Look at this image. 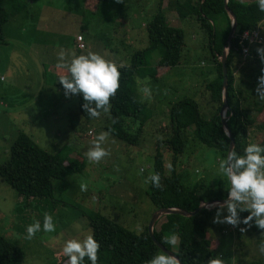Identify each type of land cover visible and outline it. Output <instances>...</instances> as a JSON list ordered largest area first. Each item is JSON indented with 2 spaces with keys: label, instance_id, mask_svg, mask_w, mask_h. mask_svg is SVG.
I'll return each instance as SVG.
<instances>
[{
  "label": "trees",
  "instance_id": "16d2710c",
  "mask_svg": "<svg viewBox=\"0 0 264 264\" xmlns=\"http://www.w3.org/2000/svg\"><path fill=\"white\" fill-rule=\"evenodd\" d=\"M161 4L162 2L158 5ZM227 5L236 15L237 27L226 60L228 108L225 120L234 139L233 150L243 154V149L248 143L264 144V102L250 98L249 82L236 74L238 60L234 58H239L240 61L248 54L253 55L252 60L262 63V59L257 57L260 53L253 48L250 38L255 33L260 35L263 32L264 13L258 10L256 0H228ZM26 6V0H0V45L6 44V24L24 12ZM127 7L132 8V0H96L92 9L82 6L90 15L102 11L108 16L112 12L109 20L116 14L123 17L124 8ZM172 8L180 16L183 27L171 25L165 11H157L144 24L147 39L145 48L130 50L131 52L124 53L125 58L114 60L124 67L119 69L120 87L115 97L110 99L109 113L100 114L106 116V122L100 121L101 116L89 118L82 108L84 101L79 95H74L78 99L79 114L83 119L81 122L86 124L87 136L94 135L90 124L99 119L97 123L120 144L135 147L142 142L144 131L154 118L151 114L154 92L144 95V89L162 77V73L157 70L165 67L171 71H180L179 68L184 65L190 69V72L184 70L191 77L190 87H181L179 95L168 99L167 122L163 129H157L159 137L155 140L152 173L159 174L160 186L153 187L149 182L145 188V194L153 206L152 211L159 207L192 211L202 201L226 198L228 188L226 178L220 174L210 184L201 183L200 189L195 190L191 183L186 181L188 173L178 169V163L192 140L199 147L213 148L215 158L222 159L227 156L230 138L224 130L220 116L223 105L220 56L231 27L230 18L224 8V0H170L169 9ZM94 23L110 34V23H101L100 19ZM191 29L193 32H189ZM84 31L80 29L76 32L71 41L78 55L89 47ZM79 34L84 35V48H78L75 42V37ZM245 34L247 36L243 37ZM193 35H197V39H192ZM101 39L105 40V45L109 43L106 38ZM112 40H115L113 44L117 47H130L126 43H118L120 40L123 42L120 38L112 37ZM190 47L193 53L188 59L187 52ZM244 49H247V52H244ZM108 51L115 53L112 48ZM152 53H157L158 59L151 62ZM262 55L264 54H261V57ZM56 69L51 80L54 87L63 90L58 78L67 73L66 70L57 67ZM178 75L182 76L181 72ZM253 112H256V115ZM255 126L260 128L262 138L251 141L250 131ZM12 135L9 143L5 140L8 144L7 155L0 163V180L22 197L25 201L22 208L33 204L31 201L34 199L47 198L54 201L53 181H64L85 168V158L71 153V147L63 145L57 151L49 152L42 149L23 130H14ZM168 161L170 165L166 167ZM215 213L216 207L202 209L191 217L179 214L164 215L159 228L155 225L160 219L154 225V236L168 249H172V245L167 243L168 239L173 235L178 237L177 248L173 251L183 264H210L217 258L222 259L224 264H229L220 252L213 249L212 239L208 235V231L216 226L213 222ZM85 214L88 221L87 234L91 233L100 245L97 264H147L152 255L160 251L148 233V223H145L139 232H134L99 212ZM247 214L244 212L240 216ZM241 228L245 230L242 232ZM223 229V225L217 227L221 234ZM236 229L235 245L239 249L246 244L247 239H253L258 244L264 240V230L254 225L240 224ZM240 255L238 254L235 260L243 264ZM24 258L25 252L17 242L0 231V264H22ZM84 264H88L87 258ZM247 264H264V258Z\"/></svg>",
  "mask_w": 264,
  "mask_h": 264
},
{
  "label": "rangeland",
  "instance_id": "374dc122",
  "mask_svg": "<svg viewBox=\"0 0 264 264\" xmlns=\"http://www.w3.org/2000/svg\"><path fill=\"white\" fill-rule=\"evenodd\" d=\"M169 1L132 0V8H124L123 17L116 14L109 20L112 12L108 16L102 11L90 15L83 10L82 6L94 8L96 0H26L24 12L6 24V44L0 45V100L6 103L1 106L0 101V163L6 158V141L9 143L14 130H23L42 149L49 152H55L66 145L71 147V153L85 158L84 170L64 181H53L54 201L47 198L34 199L31 201L33 204L22 208L25 203L22 197L0 180V231L15 240L24 250L22 264H62L67 259L63 257L61 250L63 241L83 238L88 233L85 213L99 212L134 232H139L149 222L153 206L145 194V188L149 184L146 177L152 174L155 140L159 137L157 129H163L167 122L168 99L179 95L181 87H190L191 77L186 72H190V69L184 65L179 68L180 71H171L165 67L157 70L162 73V77L146 87L148 93L154 92L151 101V114L154 118L146 127L142 142L135 147L122 145L109 133L103 144L108 155L99 163L90 162L86 156L91 141L101 131H105L97 123L99 119L90 124L94 135L87 136L86 124L81 122L83 119L79 114L77 97H66L64 90L54 87L51 79L57 70V54L61 50L65 53L75 51L71 41L80 29L85 30L89 45L80 54L92 51L114 61L122 59L124 53L145 48L147 39L144 24L157 11H165L171 25L183 27L184 23L175 9H169ZM160 2L161 6L158 5ZM99 19L101 23H110V34L94 23ZM262 29L260 35L253 34L250 42L253 48L264 50V25ZM189 32H193V29ZM196 36L193 35L192 39H197ZM245 36L247 34L243 37ZM101 37L106 38L109 43L105 45V40ZM112 37L122 39L123 42L120 40L118 43H126L130 47L115 46ZM111 48L115 49V53L108 51ZM187 53L190 59L193 49ZM261 54L264 52L257 56L260 59ZM252 57L253 55L246 54L240 61L239 58H234L238 60L235 72L249 82L250 98L258 99L257 78L264 69V62L258 63ZM157 59V53H152L151 62ZM180 72L181 75L183 72L185 74L180 76ZM253 114L256 115V112ZM105 118L106 116H101L100 121L106 122ZM259 129L256 126L251 129V141L262 138ZM192 141L180 157L178 169L185 170L188 173L186 181L195 190H199L201 183L207 185L219 177L220 159L215 158L213 148H202ZM169 165V161L166 162V167ZM44 213L53 216L56 232L40 231L32 239H25L26 225L32 223L33 219L42 222ZM163 220V217L160 218L155 227L159 228ZM75 225L80 226L79 231ZM219 225H223L222 234L225 236L217 231ZM236 231V227L227 223H216L208 231L213 249L220 252L229 264H239L235 260L238 254H241L243 264L263 259L264 253H261L259 244L253 239H247L241 249L237 248ZM176 239L178 244V237ZM177 244L171 246L172 250L177 248Z\"/></svg>",
  "mask_w": 264,
  "mask_h": 264
},
{
  "label": "clouds",
  "instance_id": "9594fccd",
  "mask_svg": "<svg viewBox=\"0 0 264 264\" xmlns=\"http://www.w3.org/2000/svg\"><path fill=\"white\" fill-rule=\"evenodd\" d=\"M119 2V0H117ZM256 5L261 13H264V0H256ZM258 53L264 52L257 49ZM264 62V55H262ZM56 67L66 70V75L58 78L65 96L79 95L84 103L82 108L89 118L99 117L101 112L107 114L110 110V99L115 97L120 87V71L123 64L106 59L103 55L88 51L85 54H77L75 51L65 53L61 50L57 54ZM256 88L257 98L264 102V69L258 76ZM148 93V89H144ZM109 133L101 131L91 141V146L86 152L90 162L99 163L108 152L103 147ZM143 171V169H141ZM218 172L227 180V197L223 203L216 205L214 223H227L233 227L240 224L254 225L264 230V144L248 143L243 149V154L235 150H229L226 157L218 162ZM153 187L160 186V176L152 173L146 177ZM247 212L246 216L240 214ZM79 231V225L74 226ZM245 229L241 228L240 231ZM56 232V223L52 215L43 214L42 222L33 219L32 223L25 227V239H32L36 233ZM167 243L175 246L176 236H171ZM99 243L89 233L83 238L65 239L62 244L63 257L67 259L63 264H84L87 258L88 264H97ZM259 250L264 253V240L259 242ZM147 264H181L177 256L167 252H157L149 259ZM210 264H224L220 258L213 259Z\"/></svg>",
  "mask_w": 264,
  "mask_h": 264
},
{
  "label": "water",
  "instance_id": "95a60500",
  "mask_svg": "<svg viewBox=\"0 0 264 264\" xmlns=\"http://www.w3.org/2000/svg\"><path fill=\"white\" fill-rule=\"evenodd\" d=\"M227 1L228 0H224V8L230 18V30L229 33L227 35L226 38V44L224 45V49L222 51V54L220 56V63H221V67H222V72H223V81H222V91H223V105L221 108V112H220V116H221V121H222V125L224 127V130L226 132V134L229 136L230 138V142H229V147H228V151L229 150H233L234 148V139L232 137V133L230 131V128L228 126V124L226 123L225 120V112L228 108V101H227V65H226V60H227V56L230 50V46H231V41L232 38L236 32V27H237V18L235 13L228 7L227 5ZM227 151V154H228ZM225 199V198H224ZM224 199H218V200H212V201H202L200 202V204L192 211H187L185 209L182 208H176V207H159L157 209H155L149 219L148 225H147V229H148V233L150 234L151 238L153 239L154 243L157 245V247L163 251V252H167L170 253L172 255H175L178 257V259L180 260L181 264H183L182 260L179 258V256L172 250V249H168L164 244H162L161 242H159L153 233V228L154 225L156 224V222L163 217L164 215L167 214H179V215H183L186 217H191L195 214H197L200 210L202 209H212L214 207H216V205L223 203Z\"/></svg>",
  "mask_w": 264,
  "mask_h": 264
},
{
  "label": "built area",
  "instance_id": "2783aa9c",
  "mask_svg": "<svg viewBox=\"0 0 264 264\" xmlns=\"http://www.w3.org/2000/svg\"><path fill=\"white\" fill-rule=\"evenodd\" d=\"M75 42H76L78 48H84L85 43H84L83 36L81 34H79L75 37ZM244 52H247V49H244Z\"/></svg>",
  "mask_w": 264,
  "mask_h": 264
},
{
  "label": "crops",
  "instance_id": "0c3cea01",
  "mask_svg": "<svg viewBox=\"0 0 264 264\" xmlns=\"http://www.w3.org/2000/svg\"><path fill=\"white\" fill-rule=\"evenodd\" d=\"M82 35H83V34H82ZM83 36H84V35H83ZM2 102H3V101H1V103H2ZM1 105H2V106H3V105H6V103H3V104H1Z\"/></svg>",
  "mask_w": 264,
  "mask_h": 264
}]
</instances>
